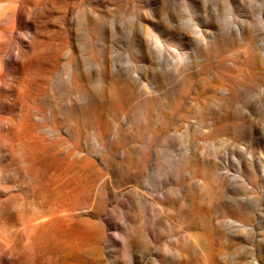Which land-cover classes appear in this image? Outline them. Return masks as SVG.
<instances>
[{"label":"rangeland","instance_id":"374dc122","mask_svg":"<svg viewBox=\"0 0 264 264\" xmlns=\"http://www.w3.org/2000/svg\"><path fill=\"white\" fill-rule=\"evenodd\" d=\"M0 264H264V0H0Z\"/></svg>","mask_w":264,"mask_h":264}]
</instances>
